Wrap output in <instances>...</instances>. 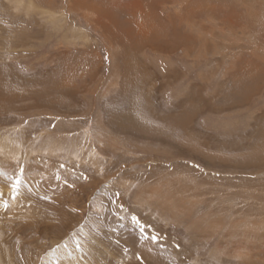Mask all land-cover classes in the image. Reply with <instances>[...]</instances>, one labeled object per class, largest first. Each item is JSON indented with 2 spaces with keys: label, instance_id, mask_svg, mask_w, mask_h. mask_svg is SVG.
Returning <instances> with one entry per match:
<instances>
[{
  "label": "rangeland",
  "instance_id": "rangeland-1",
  "mask_svg": "<svg viewBox=\"0 0 264 264\" xmlns=\"http://www.w3.org/2000/svg\"><path fill=\"white\" fill-rule=\"evenodd\" d=\"M4 140L0 264H264V0H0Z\"/></svg>",
  "mask_w": 264,
  "mask_h": 264
},
{
  "label": "bare ground",
  "instance_id": "bare-ground-1",
  "mask_svg": "<svg viewBox=\"0 0 264 264\" xmlns=\"http://www.w3.org/2000/svg\"><path fill=\"white\" fill-rule=\"evenodd\" d=\"M19 2V1H18ZM131 59V58H130ZM127 61V60H126ZM126 63H128V62H126ZM129 63H131V62H129ZM133 63V62H132ZM129 65V64H128ZM18 95V93H16L15 91H9V98L11 99V102L10 103H12L13 102V100H16L17 101V96ZM20 95V94H19ZM23 94H21V96H22ZM25 95V94H24ZM22 98V97H21ZM27 98V97H26ZM47 98H45L44 99V101L48 104L49 102H50V100L49 99H47ZM19 100V99H18ZM23 101H24V96H23V99H22ZM21 100V101H22ZM15 102V101H14ZM16 103V102H15ZM10 147H11V144L9 143V142H7V141H2V142H0V152L1 153H4V150H5V153H7V154H9V153H12V151L10 150Z\"/></svg>",
  "mask_w": 264,
  "mask_h": 264
},
{
  "label": "snow or ice",
  "instance_id": "snow-or-ice-1",
  "mask_svg": "<svg viewBox=\"0 0 264 264\" xmlns=\"http://www.w3.org/2000/svg\"><path fill=\"white\" fill-rule=\"evenodd\" d=\"M18 183V182H17ZM153 239H155V238H153Z\"/></svg>",
  "mask_w": 264,
  "mask_h": 264
}]
</instances>
